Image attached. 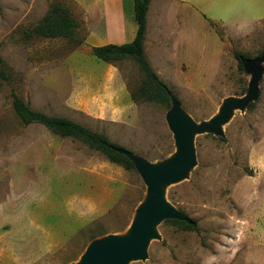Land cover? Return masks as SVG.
Returning <instances> with one entry per match:
<instances>
[{"label": "rangeland", "instance_id": "1", "mask_svg": "<svg viewBox=\"0 0 264 264\" xmlns=\"http://www.w3.org/2000/svg\"><path fill=\"white\" fill-rule=\"evenodd\" d=\"M161 3L147 56L171 108L132 98L145 79L133 59L114 64L127 93L107 83L106 64L80 45L85 15L74 0H0V55L9 75L0 77V264H80L96 241L128 238L149 200L138 169L39 124L25 126L15 96L158 166L178 153L168 122L173 98L197 126L224 116L226 105L219 131L194 132L196 158L185 178L162 186L197 229L166 220L148 257L127 264H264V0ZM55 4L78 22L74 38L28 36ZM236 51L252 57L243 71Z\"/></svg>", "mask_w": 264, "mask_h": 264}, {"label": "trees", "instance_id": "2", "mask_svg": "<svg viewBox=\"0 0 264 264\" xmlns=\"http://www.w3.org/2000/svg\"><path fill=\"white\" fill-rule=\"evenodd\" d=\"M132 1L134 2L135 19L138 24V31L134 41L124 45L94 47L93 55L98 60L109 64H116L129 59L136 61L144 73L145 79L138 91L132 95V98L140 97L148 102L171 108L172 99L168 87L154 71L145 53L147 15L152 0ZM78 27V22L73 18L69 10L60 4H55L42 19L41 23L28 33V36L34 34L48 39H73ZM83 43L84 41H81L80 45H83ZM234 55L239 62L241 71H243L244 64L252 60L250 55L239 51H236ZM0 77L6 81L9 79L6 63L1 55ZM13 107L25 126L39 124L54 135L61 138H71L83 143L91 150L103 155L109 162L121 166L125 170L137 169L135 163L123 153L130 151L111 141L107 135L94 132L88 127L68 118L48 116L34 111L18 96H15ZM166 222L176 225L185 231L197 229V223L194 220H191V223L178 220H167Z\"/></svg>", "mask_w": 264, "mask_h": 264}, {"label": "water", "instance_id": "3", "mask_svg": "<svg viewBox=\"0 0 264 264\" xmlns=\"http://www.w3.org/2000/svg\"><path fill=\"white\" fill-rule=\"evenodd\" d=\"M252 61V60H250ZM248 61V62H250ZM246 62L245 64H247ZM174 110L168 122L178 144L177 156L165 165L158 166L138 158L131 152H123L136 165L149 190V200L137 211L128 238L111 236L93 243L80 264H127L129 261L145 260L151 238L157 236L155 228L166 220L190 222L175 210L166 199L163 184H173L185 178L187 170L194 164V132L219 131L220 125L229 118L224 106V116L216 118L211 125L197 126L173 98Z\"/></svg>", "mask_w": 264, "mask_h": 264}, {"label": "crops", "instance_id": "4", "mask_svg": "<svg viewBox=\"0 0 264 264\" xmlns=\"http://www.w3.org/2000/svg\"><path fill=\"white\" fill-rule=\"evenodd\" d=\"M74 1L85 15L83 25L85 26L86 35L83 44L84 46H89L92 55L94 47L129 44L136 38L138 24L135 19L133 1L110 0L109 2V0H93L90 6L84 5L81 0ZM168 1L169 0H152L150 4L147 15V34L145 40L146 56L147 44L152 31L151 28L157 27L160 19L164 15L162 11L164 7L161 6V2L165 4ZM103 63L106 65L102 73L105 74L107 83L127 93L123 76L119 68L114 64Z\"/></svg>", "mask_w": 264, "mask_h": 264}]
</instances>
